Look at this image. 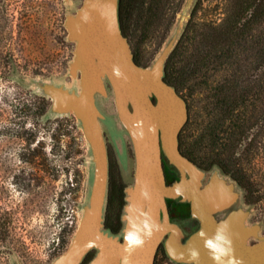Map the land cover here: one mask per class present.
I'll use <instances>...</instances> for the list:
<instances>
[{"label": "water", "instance_id": "obj_1", "mask_svg": "<svg viewBox=\"0 0 264 264\" xmlns=\"http://www.w3.org/2000/svg\"><path fill=\"white\" fill-rule=\"evenodd\" d=\"M196 1L184 0L159 52L149 65H141L123 32L120 0H82L63 21L67 39L74 42L67 69L74 85L28 80L38 87L39 96L50 99L44 114L75 116L90 157L88 190L77 227L67 248L49 264H82L90 252L86 264H121L126 255L123 230L131 227L130 222L139 223L145 213L155 227L144 246L131 253L130 264H154L160 245L174 262L214 264L200 232L211 238L222 225L241 264H264L261 223L248 221L250 209L239 203L233 181L218 163L203 168L180 149L179 135L189 118V106L176 86L165 80L166 63ZM113 66L119 67L122 77L113 74ZM111 101L113 112L107 108ZM106 132L125 173L131 159L128 143L133 154L117 230L106 225L110 178ZM164 165L174 176L171 182L166 180ZM168 199L189 203V216L171 215ZM217 243L223 246V241ZM192 248L200 252L198 261L189 260Z\"/></svg>", "mask_w": 264, "mask_h": 264}, {"label": "rangeland", "instance_id": "obj_2", "mask_svg": "<svg viewBox=\"0 0 264 264\" xmlns=\"http://www.w3.org/2000/svg\"><path fill=\"white\" fill-rule=\"evenodd\" d=\"M81 1L10 0L18 5V11L14 8L15 15L19 16L17 21H24L29 27L21 30L23 46L18 53L19 65H13L10 76L0 77V264H49L67 248L82 212L81 204L86 198L89 184L90 157L77 119L72 114L43 112L34 115L33 112L43 105L47 109L50 99L45 97L44 104L32 98L35 103L32 105L28 98L40 95L38 87L29 79L74 85L67 72L74 42L67 39L63 21L65 14L74 12ZM227 2L197 0L184 33L192 36L204 25L221 21ZM183 3L184 0L133 1L131 14L124 15V28L139 64L149 65L153 61ZM184 45L182 54L187 55L193 44L188 39ZM248 62L249 68L254 66V63ZM259 65L258 70L251 68L247 72V83L250 84L254 76L259 75L261 86L264 62ZM228 72L227 69L213 70L209 76L210 83L222 81ZM27 91L29 94H26ZM205 91L198 89L186 97L189 118L181 132L186 146L198 139L208 124ZM107 108L114 111L112 101ZM257 129V126L250 129L249 134L256 133ZM106 137L110 170L113 166L116 181L121 186V192L110 208L107 205L106 212H109L111 224L116 222L117 226L121 224L123 188L131 180L133 154L128 143L131 159L125 173L107 132ZM245 143L228 146L227 155L231 152L235 157L248 158L247 161H233L231 168L248 185L249 203L243 198L246 192L244 187L233 181L230 174L224 173L236 182L235 187L240 193L239 203L250 209L248 221L260 222L264 233V148H253L250 144L246 147L247 152H244ZM198 145L196 154L199 157H207L216 150ZM203 161L211 162L207 158ZM231 162L218 161L223 165ZM110 179L111 175L109 190ZM92 255L93 252H90L82 264H86ZM154 264L184 263L172 261L161 249L156 252Z\"/></svg>", "mask_w": 264, "mask_h": 264}, {"label": "trees", "instance_id": "obj_3", "mask_svg": "<svg viewBox=\"0 0 264 264\" xmlns=\"http://www.w3.org/2000/svg\"><path fill=\"white\" fill-rule=\"evenodd\" d=\"M133 1L120 0L121 23H124V15L131 14ZM14 8H18L17 3L0 0V77L10 76L13 65H19L18 53L23 46L21 30L29 27L24 21H17L19 16L15 15ZM123 32L127 34L124 26ZM188 39L193 46L190 52L184 55V41ZM135 60L139 63L136 55ZM248 61L254 63V66L249 68ZM263 62L264 0H228L221 21L204 25L195 35L183 34L167 60L165 80L175 85L185 98L195 90H206L205 106L209 116L208 124L198 139L187 146L181 139V151L184 154L200 163L205 158L213 163L226 161L227 147H230L231 141L239 144L246 132V126H249L246 123L248 117L245 115L248 96L259 94L260 76H254L249 84L246 82V74L251 68L258 70L259 64ZM223 69L229 70L227 76H224L222 81L210 83L209 76L212 71ZM26 94H29V91ZM28 98L31 99L32 105H35L32 98L45 104V98L39 95ZM45 109L43 105L33 114L40 115ZM185 127L186 125L182 129ZM196 144L216 150L207 157H199L196 154ZM115 173L114 167L111 166L109 208L121 192ZM119 224L114 227L107 212L106 225L117 230Z\"/></svg>", "mask_w": 264, "mask_h": 264}, {"label": "flooded vegetation", "instance_id": "obj_4", "mask_svg": "<svg viewBox=\"0 0 264 264\" xmlns=\"http://www.w3.org/2000/svg\"><path fill=\"white\" fill-rule=\"evenodd\" d=\"M121 24H122V28H123L124 23H121ZM248 98H249V100L247 102V110L245 111V115L248 117L246 119V123L249 126H246V132L243 134V138L240 141V143L243 141L246 142L245 148L243 150L244 152H245V150L247 152L248 149H246V147H248V145H250V144H251V147H253V148L255 146L260 147V148H264V76L261 79V86L259 88V94L257 96H252V97L248 96ZM254 107H256V109H253ZM256 126L258 127L257 132L252 133V135H251V133L249 134V130L252 128H255ZM181 139L182 138H181V132H180V135H179L180 149H181ZM259 144H260V146H259ZM234 145L235 144L233 143V141H231L230 147H234ZM244 152H243V154H244ZM247 159L248 158L244 157V156L243 157H239V156L235 157V156H233V153L230 152L228 154L226 161H232L231 164L223 165V164L219 163V165L221 166V168L223 169L224 172L231 175V177L233 178V181H236L239 185L244 187L246 192L243 194V198H244L245 202L249 203L250 198L248 195V185H246L244 183L242 176L239 175L238 173H236L231 168V165L234 166L233 161H247ZM214 162H216V161H214ZM196 163L203 168L209 169L211 167V165L213 164V161H211L210 163L204 162V161H202L201 163L200 162H196ZM164 172H165L167 182H171L174 179V176H173V174L170 173V171L168 170V168L165 165H164ZM236 182L235 183L233 182L234 185H236ZM168 208H169V212L171 215L189 216V214H190V205L187 202H175L172 199H168ZM112 224H113V226H116V222H113ZM189 227L194 228L195 224L189 225ZM161 249L164 250V247L162 245L159 246L158 250H161ZM164 252H165V250H164Z\"/></svg>", "mask_w": 264, "mask_h": 264}, {"label": "clouds", "instance_id": "obj_5", "mask_svg": "<svg viewBox=\"0 0 264 264\" xmlns=\"http://www.w3.org/2000/svg\"><path fill=\"white\" fill-rule=\"evenodd\" d=\"M113 74L118 78L123 75L118 66H113ZM140 135L142 136L143 133L141 132ZM143 195L147 198V193H143ZM144 217L139 223L130 222L131 227L123 230V246L126 255L122 258L121 264H130L131 253L137 248L143 247L145 238L150 237L153 233L155 225L148 218L147 213L144 214ZM225 229L226 225L218 226L214 236L211 238L201 231L200 236L204 240V247L208 250L214 264H241L233 255L232 241L225 235ZM217 241H223V246ZM188 257L190 261H198L200 257L199 250L195 248L189 249ZM173 258L180 259L182 256L176 257L173 255Z\"/></svg>", "mask_w": 264, "mask_h": 264}]
</instances>
